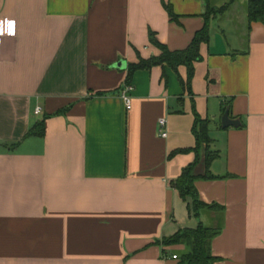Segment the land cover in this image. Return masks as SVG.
<instances>
[{"label":"crops","instance_id":"0c3cea01","mask_svg":"<svg viewBox=\"0 0 264 264\" xmlns=\"http://www.w3.org/2000/svg\"><path fill=\"white\" fill-rule=\"evenodd\" d=\"M246 3L209 17L187 86L184 65L129 83L127 65L160 53L149 32L186 48L203 0H0V264H178L186 245L161 240L197 225L173 186L196 158L199 199L224 207L213 264H264V23ZM223 105L238 126L221 127ZM196 118L217 151L209 179Z\"/></svg>","mask_w":264,"mask_h":264},{"label":"trees","instance_id":"16d2710c","mask_svg":"<svg viewBox=\"0 0 264 264\" xmlns=\"http://www.w3.org/2000/svg\"><path fill=\"white\" fill-rule=\"evenodd\" d=\"M205 3L204 23L203 26L198 29L190 43L186 48L181 50H169L164 44L157 41L152 32H149L150 42L156 46L160 53L148 58L139 57L136 63L127 65V78L126 82L129 83L130 76L135 70L149 69L152 66H168L172 69H177L178 66L184 65L186 67V84L190 85L191 78L193 76V62L199 60V46L203 42L209 40V17L214 14H222L228 7L229 3L220 7H212L210 0H203ZM165 8L171 19L177 21V15H175L170 6L165 5ZM246 16L248 25L254 21H260L264 23V0H247L246 3ZM224 112L226 106H222ZM208 120L207 119H195L193 126V134L195 138V147L193 150H198L201 144L205 145V174L201 178H213L214 175L209 173V164L217 157V151L210 150L209 144L211 139L208 135ZM42 122L29 129L27 134H41ZM185 149H181L184 151ZM197 162V158L191 163L187 164L181 170V173L173 181L174 188L178 191L179 196L187 201V208L189 213L197 219V225L194 228H182L176 231L174 234L168 237H163L161 242L165 245L184 243L187 247V251L179 256L178 264H213L217 257L211 254L210 243L211 240L217 236L222 228V213L224 207L217 203H205L199 199L197 190L195 188V180L198 178L193 174V168ZM211 211L215 212L218 216V224L213 225L212 222L205 224L201 220V216L208 214Z\"/></svg>","mask_w":264,"mask_h":264},{"label":"water","instance_id":"95a60500","mask_svg":"<svg viewBox=\"0 0 264 264\" xmlns=\"http://www.w3.org/2000/svg\"><path fill=\"white\" fill-rule=\"evenodd\" d=\"M112 67H117V68L123 69L126 67V63L123 60H119L118 62L113 64ZM220 123H221L222 128L228 127L230 125L238 126L239 120L230 118L228 109H225L222 116H221Z\"/></svg>","mask_w":264,"mask_h":264},{"label":"built area","instance_id":"2783aa9c","mask_svg":"<svg viewBox=\"0 0 264 264\" xmlns=\"http://www.w3.org/2000/svg\"><path fill=\"white\" fill-rule=\"evenodd\" d=\"M132 89V86L127 84L124 86V89L121 92V97L123 98L125 104L127 105L129 103V95L128 92ZM35 112H39V109L36 108ZM158 132L159 135L162 137H165L167 135V132L165 130V119L160 118L158 120ZM173 258H176V255H173Z\"/></svg>","mask_w":264,"mask_h":264},{"label":"rangeland","instance_id":"374dc122","mask_svg":"<svg viewBox=\"0 0 264 264\" xmlns=\"http://www.w3.org/2000/svg\"><path fill=\"white\" fill-rule=\"evenodd\" d=\"M216 1V0H215ZM213 225H217L218 224V217L215 216V218H213Z\"/></svg>","mask_w":264,"mask_h":264},{"label":"clouds","instance_id":"9594fccd","mask_svg":"<svg viewBox=\"0 0 264 264\" xmlns=\"http://www.w3.org/2000/svg\"><path fill=\"white\" fill-rule=\"evenodd\" d=\"M0 35H3V33H0Z\"/></svg>","mask_w":264,"mask_h":264},{"label":"snow or ice","instance_id":"6c2138e0","mask_svg":"<svg viewBox=\"0 0 264 264\" xmlns=\"http://www.w3.org/2000/svg\"><path fill=\"white\" fill-rule=\"evenodd\" d=\"M9 27H11V25H9Z\"/></svg>","mask_w":264,"mask_h":264}]
</instances>
